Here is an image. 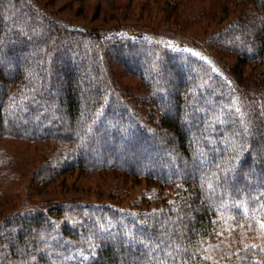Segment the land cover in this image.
<instances>
[{
  "label": "trees",
  "instance_id": "trees-1",
  "mask_svg": "<svg viewBox=\"0 0 264 264\" xmlns=\"http://www.w3.org/2000/svg\"><path fill=\"white\" fill-rule=\"evenodd\" d=\"M251 2L208 40L235 54L228 83L188 53L0 0V139L59 143L61 170H118L173 193L136 218L82 207L58 227L74 207L14 215L0 225V264H201L212 245L220 264H264V0ZM226 223L254 242L229 248Z\"/></svg>",
  "mask_w": 264,
  "mask_h": 264
},
{
  "label": "rangeland",
  "instance_id": "rangeland-1",
  "mask_svg": "<svg viewBox=\"0 0 264 264\" xmlns=\"http://www.w3.org/2000/svg\"><path fill=\"white\" fill-rule=\"evenodd\" d=\"M27 1L43 16L69 30L97 35L101 39H144L172 51L188 53L228 83L230 79L222 66L231 72L230 66L236 63L235 54L224 50L222 41L213 44L208 40L210 36H217L220 27L227 22L232 26L242 20L243 13L252 7L248 3L251 0ZM219 9L221 15L212 18ZM179 34L184 40L176 38ZM252 68L250 64L248 71ZM122 86L128 89L127 94L132 99H138L144 91L138 83L126 78ZM63 149L61 144L51 141L0 139V225L19 213L47 211L52 206L74 207L55 222L58 227L63 222L74 225L78 221L75 212L82 207H108L122 217L136 218L160 211L172 197L171 191H158L143 178L118 170H61L59 166L66 159ZM124 162L129 163V158ZM221 236L229 248L235 244L246 247L254 242L247 228L236 231L231 223L225 224ZM73 242V245H84L79 239ZM212 252H216L214 245L208 246V254L201 264H220L219 256Z\"/></svg>",
  "mask_w": 264,
  "mask_h": 264
}]
</instances>
